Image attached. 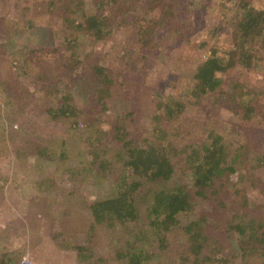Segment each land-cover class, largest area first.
<instances>
[{
	"label": "trees",
	"instance_id": "trees-1",
	"mask_svg": "<svg viewBox=\"0 0 264 264\" xmlns=\"http://www.w3.org/2000/svg\"><path fill=\"white\" fill-rule=\"evenodd\" d=\"M59 1L48 0L46 8L63 12L61 33L65 37L62 47H53L47 56L50 58L53 53L56 57L62 50L66 55L58 61L48 58L49 65L44 72L59 68L66 74L55 85L63 97L58 106L48 108L47 113L52 121L71 117L74 119L71 124L80 128L85 125L82 129L93 133L86 138L93 157L88 164L89 171L94 176L109 175L115 187L109 197L85 204L91 222L79 233L84 234L86 242L66 247V250L76 252V263L107 264L115 260L123 264H246V258L253 256L258 263L264 264V197L259 205H252L246 191L237 188L230 179L241 170L247 171L250 188L264 193V180L256 173L264 167L261 141L250 136V131L243 126L238 125L241 129L236 130L234 122L224 124L215 120L204 130L199 141L192 139L184 145L177 143V140L185 139L184 134L191 132L182 126L188 101L193 103L192 100L199 101L207 96L211 99L210 105L224 107L234 116L246 118L249 113H259V107L241 100L238 89L243 85L233 80L234 75L230 72L233 74L236 69L259 71L264 67V9L256 8L251 0H229L237 12L229 21L231 47L227 50L213 48L208 58L197 63L193 74L196 84L184 101L167 96L163 89L145 87L143 71L147 50L155 48L159 40L165 39L169 47H174L188 39L191 25L187 18L176 12V0H136L138 7L135 10L140 7L148 12L157 9V13L147 22L135 24L130 21L132 17L129 18L135 11L129 4L135 0H125L128 1L125 5L120 0H90L98 11L109 7L107 16L88 15L90 12L83 10L84 0H64L61 5ZM75 14L79 16L74 18ZM127 25L128 31L132 26L131 41L144 51L136 59L137 65L132 67V72L127 73L133 82V90L129 89L128 97L135 90L142 96L152 95L158 99L156 110L160 113L153 115L155 128L151 134L140 140L131 137L119 117L108 121L113 133L100 128V121L84 118L91 105L100 104L106 112L110 87L116 77V73L111 75V69L93 62L91 53L85 48L88 43L96 45L104 41L112 31ZM67 29H70V34H66ZM27 31L28 35L41 31L39 39L41 43L43 39V43L39 46L53 43L52 39L46 40L51 32L48 28L28 23ZM1 32L7 37L23 30L16 23L7 30L2 25ZM5 46L6 43H0V52ZM40 49L26 45L14 54L21 55L26 63L46 53ZM9 65L7 72L15 66L11 62ZM86 75H90L98 87L89 95L88 105L78 109L72 103L73 88L69 78L72 82H80ZM128 77L123 80L129 82ZM224 78L232 79V82L226 83ZM40 80L46 83L47 77L42 74ZM2 86L11 94V82L3 81ZM251 92L250 103L260 96L253 89ZM83 102L86 103V99ZM129 105L130 110L128 108L124 114L128 119L134 114L131 100ZM261 119L264 122V113ZM107 137L114 138L116 142L115 152L111 155V149L101 145ZM230 139L241 142L232 148ZM31 152L48 158L46 149L35 148ZM111 156L113 158L109 159ZM175 158L184 160L182 167L175 164ZM197 199L206 201L209 208L199 213L198 219L182 224L179 217L189 213ZM211 217L223 227L220 238L210 232L208 220ZM97 225L111 232L110 261L99 254L95 257L99 246L95 237ZM179 231L185 242L173 252L170 239ZM6 262L10 260L0 261L1 264Z\"/></svg>",
	"mask_w": 264,
	"mask_h": 264
},
{
	"label": "rangeland",
	"instance_id": "rangeland-1",
	"mask_svg": "<svg viewBox=\"0 0 264 264\" xmlns=\"http://www.w3.org/2000/svg\"><path fill=\"white\" fill-rule=\"evenodd\" d=\"M47 1L0 0V24L7 30L17 23L23 30L22 33H11L5 37L0 26V43H6L0 52V261L8 258L10 262L6 264H77L76 252L66 250V247L86 242L84 234L79 233L91 222L85 204L109 197L115 190L109 175L99 177L89 171L88 164L93 161V157L86 138L93 133L85 132L82 129L85 125L80 128L71 124L74 121L71 117L52 121L47 113V109L57 107L63 97L55 85L66 74L59 68L44 72L49 65L47 55L53 47H62L65 37L61 33L63 12L46 8ZM62 1L58 4L61 5ZM120 1L123 5L128 4V1ZM83 3V10L90 12L88 15L109 14L107 6L98 11L90 0H84ZM251 4L264 9V0H251ZM129 6L135 10L138 3L135 0ZM175 6L179 16L187 18L191 25L188 39L174 47H169L167 41L162 39L155 48L147 50L146 66L143 68L145 87L163 89L167 96L187 101V93L193 91L196 84L193 74L197 63L208 58L213 48L227 50L231 47L232 30L229 21L237 12L229 0H176ZM156 13L157 9L148 12L140 7L129 18L132 17V24L138 21L143 23ZM73 16L75 18L79 15ZM28 23L51 30L48 39H44H52L53 43L39 46L43 43V39L42 43L39 39L41 31L28 35ZM131 29L132 26H129L128 31V25L119 27L96 45L86 42L85 50L91 53V60L111 69V75L116 73V77L110 87L106 112H103L100 104L91 105L84 118L92 122L100 121V128L113 133V127H110L108 121L119 117L131 137L140 140L149 136L155 128L153 115L159 113L156 110L158 99L152 95L142 96L137 90L128 97L129 89L133 90V82L127 73L130 70L132 72V67L137 65L136 59L144 52L131 41ZM69 30H66V34L71 33ZM26 45L32 49L40 47L46 53L24 63L21 55L14 53ZM65 55L62 50L56 57L52 53L49 59L58 61ZM10 62L15 66L7 72L6 67H10ZM42 74L47 77L46 83L40 80ZM73 74V79H76ZM230 75H234L232 79L243 85L238 89L241 100L249 102L250 106L259 107V113H249L246 118L234 116L224 107L210 105L211 99L207 96L201 97L199 101L194 99L193 103L188 101L182 116V126L191 132L184 134L185 139L177 140V143L184 145L192 139L199 141L204 130L215 120L224 124L234 122L237 124L236 130L241 129L238 125L243 126L250 131V136L261 141L264 154V122L261 119L264 113V67L259 71L236 69ZM124 77H128L129 82H125ZM228 79L224 78V81L232 82V79ZM3 81L12 83L11 94L4 90ZM69 84L73 88L72 103L78 109L88 105L91 100L89 95L98 87L90 75H86L80 82H72L69 78ZM251 89L260 96L250 103ZM83 99H86V103ZM129 100L132 101L134 111L132 121L124 117L128 108L130 110ZM230 142L232 148H235L241 141L230 139ZM103 144L111 149L110 155L115 152L114 138L107 137ZM35 148L46 149L48 158L38 152H31ZM174 160L178 167L183 166V159ZM256 173L264 180V167ZM230 179L237 188L246 191L252 205L260 204L264 193L250 188V175L247 171L241 170ZM208 208L206 201L197 199L192 210L182 214L179 219L186 225L198 219L199 213ZM208 225L213 235L218 238L222 236L223 227L220 223L211 217ZM96 230L95 237L99 246L95 250V257L99 254L110 261L113 246L110 243L111 232L100 225H97ZM170 242L174 252L184 244L185 238L179 231ZM107 264L123 262L112 260ZM246 264L260 263L253 256H248Z\"/></svg>",
	"mask_w": 264,
	"mask_h": 264
}]
</instances>
